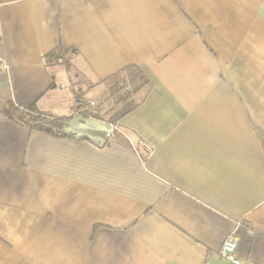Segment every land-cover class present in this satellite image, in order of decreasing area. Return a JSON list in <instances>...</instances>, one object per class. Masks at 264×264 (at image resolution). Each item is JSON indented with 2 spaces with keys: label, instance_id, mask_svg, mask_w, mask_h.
<instances>
[{
  "label": "crops",
  "instance_id": "0c3cea01",
  "mask_svg": "<svg viewBox=\"0 0 264 264\" xmlns=\"http://www.w3.org/2000/svg\"><path fill=\"white\" fill-rule=\"evenodd\" d=\"M0 57V264H233V229L264 264V0H0ZM128 65L148 88L102 147L2 114L71 118Z\"/></svg>",
  "mask_w": 264,
  "mask_h": 264
},
{
  "label": "trees",
  "instance_id": "16d2710c",
  "mask_svg": "<svg viewBox=\"0 0 264 264\" xmlns=\"http://www.w3.org/2000/svg\"><path fill=\"white\" fill-rule=\"evenodd\" d=\"M75 54L76 48H74V46L63 47L58 45L52 48V50L50 49V51L43 56L42 62L45 66H63L66 70L65 73L70 77L71 74L77 73V69L71 61ZM128 73H131V75H128ZM99 82L112 85L109 88V93L100 96L98 101H94L95 105L92 110L93 112L91 111L89 114L84 112L83 109L81 110L84 100L80 99V97H82L83 93H78L77 99L79 103L75 112L112 124H115V122L130 111L131 108L138 105L144 97V94L141 96L140 93H146L148 88V80L145 75L138 71L137 67L132 65L125 66L122 70L115 72ZM97 83L88 84L84 91L92 88L93 85ZM2 111V114L8 119L20 125L49 133L53 135V137H67L63 131V124L64 121L70 117L56 115L47 110H41L35 104L20 106L11 101H6Z\"/></svg>",
  "mask_w": 264,
  "mask_h": 264
},
{
  "label": "water",
  "instance_id": "95a60500",
  "mask_svg": "<svg viewBox=\"0 0 264 264\" xmlns=\"http://www.w3.org/2000/svg\"><path fill=\"white\" fill-rule=\"evenodd\" d=\"M63 125V131L68 138L87 139L97 147H102L107 143L114 129L109 123L81 114L65 120Z\"/></svg>",
  "mask_w": 264,
  "mask_h": 264
},
{
  "label": "built area",
  "instance_id": "2783aa9c",
  "mask_svg": "<svg viewBox=\"0 0 264 264\" xmlns=\"http://www.w3.org/2000/svg\"><path fill=\"white\" fill-rule=\"evenodd\" d=\"M4 62L5 61L3 60V58L0 57V72L5 70L6 68V64ZM94 105L95 103L93 100H86V102L82 104V109L84 112L89 114L93 110ZM234 232L235 229L227 233L224 240L222 241L219 252L223 258L227 259L233 264H239L240 260L237 259L235 255V248H236L235 245H236L237 236Z\"/></svg>",
  "mask_w": 264,
  "mask_h": 264
},
{
  "label": "rangeland",
  "instance_id": "374dc122",
  "mask_svg": "<svg viewBox=\"0 0 264 264\" xmlns=\"http://www.w3.org/2000/svg\"><path fill=\"white\" fill-rule=\"evenodd\" d=\"M51 70H52V71H56V72L61 71L62 74H64L65 76H67L66 73H65V72H66L65 68H64L63 66H61V65H57V67L54 66V65H52V66H51ZM89 95H90V97H95V98H96V97H98V98L100 97V96H99L97 93H95L94 91H90V92H89ZM89 95H88L87 97H89ZM88 100H91V99H88ZM84 102H86V100H84ZM84 102H83V103H84ZM94 103H95V102H94ZM81 110H82V108H81ZM113 130H114V129H113Z\"/></svg>",
  "mask_w": 264,
  "mask_h": 264
}]
</instances>
